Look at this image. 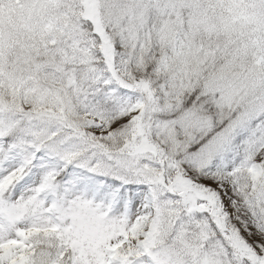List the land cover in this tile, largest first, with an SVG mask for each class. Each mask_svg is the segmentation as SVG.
<instances>
[{"label":"snow or ice","instance_id":"6c2138e0","mask_svg":"<svg viewBox=\"0 0 264 264\" xmlns=\"http://www.w3.org/2000/svg\"><path fill=\"white\" fill-rule=\"evenodd\" d=\"M0 264H264V0H0Z\"/></svg>","mask_w":264,"mask_h":264}]
</instances>
